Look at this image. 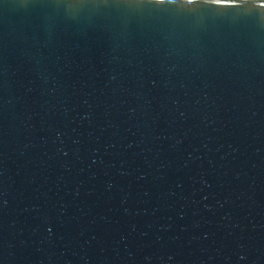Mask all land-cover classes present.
Listing matches in <instances>:
<instances>
[{
  "label": "water",
  "instance_id": "1",
  "mask_svg": "<svg viewBox=\"0 0 264 264\" xmlns=\"http://www.w3.org/2000/svg\"><path fill=\"white\" fill-rule=\"evenodd\" d=\"M0 0V264H264V8Z\"/></svg>",
  "mask_w": 264,
  "mask_h": 264
},
{
  "label": "snow or ice",
  "instance_id": "2",
  "mask_svg": "<svg viewBox=\"0 0 264 264\" xmlns=\"http://www.w3.org/2000/svg\"><path fill=\"white\" fill-rule=\"evenodd\" d=\"M148 3L155 5H164L170 3H181L183 6H193L200 4L202 2H206V0H147ZM218 2V0H216ZM248 2V0H233L230 5L233 8H243L244 5ZM260 6L264 8V0H260Z\"/></svg>",
  "mask_w": 264,
  "mask_h": 264
}]
</instances>
